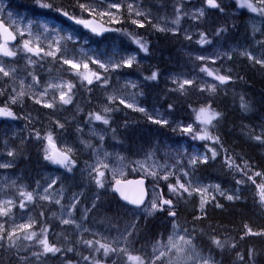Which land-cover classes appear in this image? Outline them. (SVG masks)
<instances>
[{"label": "trees", "instance_id": "16d2710c", "mask_svg": "<svg viewBox=\"0 0 264 264\" xmlns=\"http://www.w3.org/2000/svg\"><path fill=\"white\" fill-rule=\"evenodd\" d=\"M132 1L151 13L149 18L152 19L148 20L152 23L155 17L171 22L175 19V9L180 7L185 11L189 4L201 5L205 9V15L198 20L192 18L187 20L185 16L181 15L180 24L176 26L179 31L175 33L158 31L144 19L142 21L144 26L139 27L132 24L127 15H121L120 21L113 24L116 30H112L108 37H98L83 30L80 26L76 27L73 23L76 18L81 19L91 15L87 11H82L78 7V3L88 5L98 2V0H41L42 3H51L56 8H60L61 12L37 8L33 5L32 0H7V6L13 10L26 11L31 17H39L53 25L58 24L64 28H73L80 39L98 51H108L109 48L113 47L117 50L132 52L137 56L131 68L110 70L108 73H104V70L99 69V67L93 70L95 66L90 64V73L85 75L91 78V72H99L107 78V85L95 80L92 85H88L87 81L82 82L79 80L81 76L71 71L61 61L60 56L50 57L39 54L35 56L36 58L32 57L33 63L31 64H26L25 59L20 54L14 58V64L23 73L27 72L37 77L38 86L42 90L48 85L49 79L59 78L76 85L72 93L73 102L68 105L59 103L56 110H48L29 99L25 100L21 111L27 115L29 121H25V128L21 136L16 134L12 137L14 161L21 164L26 172L25 178H22V183H26L28 187L32 188L38 178H42L43 172L34 178L32 175L47 168L48 160L45 159V154L49 152L46 148V143H48L46 137L49 132L52 133V140L65 138L74 145V158L88 157L90 144L95 142L84 134L80 126L89 122L95 123L97 127L103 130L106 134L105 142L107 145H118L132 157L140 156L155 146L156 143L173 142L177 137L185 139L188 146H197L202 150L206 148L209 154L211 152L208 151V148H214L218 153L217 157L214 160L209 159L207 164L195 166L193 175L203 181L216 182L223 189H234L236 194L240 196L239 200L228 201L225 198H220L219 203L223 205L222 208H217L215 204L210 203L207 204L202 213L198 214L195 198H189L183 193V198L177 199L174 194L169 192V183L158 184L160 193L167 199L173 197L172 200L177 213L176 218L182 225L192 227L195 230L197 247L202 252L215 256L217 261L219 260V264H243L249 260V249L255 250L253 263L264 264V235H245L246 224L253 232L264 231V203L260 202L261 189L257 187V185L264 184V175L254 176L255 183H253L243 173L230 169L225 163V157L230 155L236 164L243 166L246 161L251 165L248 175H252L254 172L264 173V144L249 137L250 132L254 135L260 134L264 129V69H255L245 57L235 55L225 62V71L220 69L215 62H205L210 70H219L220 75L231 76V79L225 84L218 82L214 93L202 90L204 88H198L196 83L186 86L181 91L167 81L168 78L166 77L170 72L187 74L197 70L202 62H197L185 51L205 52L217 44L249 43L252 34L248 29L249 22L245 16L247 9L239 7L236 0H218L224 9L223 12L208 8L204 0ZM63 11H68L74 19L65 17L62 14ZM215 18L217 19L215 20ZM185 23L186 26H189L187 36H191L190 40L181 35V29ZM261 24L263 25V35L259 37L261 42L260 56L262 57L264 56V14H261ZM221 27H225L227 30L218 35L216 30ZM125 31L146 41L148 51H141L139 45L135 44L132 37L126 35ZM201 32L205 33L208 40V43L203 45L198 43L201 39ZM153 72L157 73V78L155 80L146 79ZM118 76L120 78L127 76L139 79L141 90L139 102L141 105L155 106L157 109H161L165 118L171 119L172 122L194 124V132L189 134L178 131L180 132L179 135L176 131L168 129L167 125L156 124L141 112L127 108L115 101L109 106L113 110L104 113L99 107L105 100L103 89L116 86ZM81 83L83 86H80ZM241 97L249 104L250 110L248 112L241 110ZM74 103L78 107L81 106L82 111L75 113L72 110ZM209 103L212 109L221 113V116L213 122L214 127L210 128L212 135L219 137V144H215L213 141L193 139V135L201 130L199 121L196 120V113L202 106ZM169 105H172L171 109H169ZM90 113L103 115L109 123L104 124L102 121L91 119ZM57 122L63 127H58ZM7 125L8 121L5 123L0 121V137L6 132ZM37 131L40 132L42 139H37L35 134ZM74 176L73 169L72 173H60V179L65 187L74 179ZM237 180H243L244 183L238 185ZM104 193L105 190H101L98 223L101 220L106 222L122 218L124 219L123 225L126 224L127 220L122 215L120 216L121 211L115 207L113 196ZM39 209L43 210V213H47L49 210L46 205L40 206ZM196 217H200V219H196ZM138 224L139 226L132 232L127 242V249L133 256L147 257V247L150 240L156 234L164 232L165 225H161L157 218L139 219ZM43 228L44 225L38 228L39 235H41ZM197 229L198 232H196ZM18 234L21 238L16 247L9 249L7 241L0 242L3 244L0 247V264H72L75 260L76 264H91V261H81L80 258L81 255H92V250L87 251L82 244L72 245L63 239L57 243H52L54 239L52 235L47 239L56 247L61 248L62 252L47 253L37 259L32 254L42 252L41 246H34L32 242L23 239V232ZM62 235L66 234L63 233ZM241 237L244 238L241 239ZM213 238L224 242L226 247L224 249L218 248L212 242ZM35 239L34 237L33 240ZM232 244H235L236 247H230ZM68 248H73L74 251H67ZM125 256L117 253L113 258V254L110 257H104L100 253H95V258H99L101 264H106L110 260H113L112 264H128L124 260ZM240 256H244L243 261L239 259ZM20 257L27 259L20 260Z\"/></svg>", "mask_w": 264, "mask_h": 264}, {"label": "rangeland", "instance_id": "374dc122", "mask_svg": "<svg viewBox=\"0 0 264 264\" xmlns=\"http://www.w3.org/2000/svg\"><path fill=\"white\" fill-rule=\"evenodd\" d=\"M251 2L253 4H257V6H260L258 5V0H251ZM112 3H120L121 8L119 10L110 8V5ZM129 3H134V2L130 0H117V1L98 0V2L88 4L90 11L87 12H89L92 16H95V18H97L102 22L103 28L106 31H103L101 35L108 37V34L112 31L111 29H113V24L119 20V17L122 13L121 11L123 10L124 13H128L127 4ZM200 8L202 7L199 5L189 4L188 8L185 11H183L184 13H188V15H182V16H185L186 19L189 20L190 18H192V14L195 13L196 10ZM91 9H94V11ZM137 10L142 11V9H140L138 6H137ZM248 12L249 14H252L251 17L253 19V22H255V25L254 24L251 25V29L255 31L258 28L257 24L260 22L261 14L259 12L253 13L249 9ZM129 18L132 20L135 19L136 17L134 15L132 16L129 15ZM0 19L5 21V23L10 27L12 31H13V24H15V27L19 28V30L23 32V38H21V36L18 33H15L17 38L19 39L17 43L14 42L8 45L12 50L22 49L24 40H29L30 46L32 48L42 49V51H40L38 54L19 51V54L23 55L26 64H31L28 62L29 57L32 59V57L38 56L39 54H41L40 56H50V55H46V53L55 52V56L59 55V53L61 54L60 57L62 62L65 59H68V60H72L74 63L80 66L79 69H72L70 65L65 64L70 68L71 71H73L76 74L80 73L82 75H85L90 73L89 71L90 67L88 69H84L83 67L84 63H89V58L99 59L102 62L106 63L110 57L113 59V62L120 60L121 57L127 58L129 55H134L136 57V55L132 52L117 50L116 48L113 47L109 48L108 51H98L94 47L89 46L86 41L80 39L73 28H62L59 25L50 24L49 22H46L40 18H32L25 11L11 9L10 7L7 6L5 0H0ZM148 19L151 20L152 18H148ZM29 21H32L33 23L29 24ZM165 21H166L165 19L160 17H155L153 19V23L158 22L161 27H164ZM167 22H168V26L172 27L171 23L169 21ZM26 28L31 29V35H29V32L25 30ZM45 28H47L48 30L45 31ZM188 32H189V26H186L185 23L183 25V28L181 29V35H187ZM3 43L4 41L0 42V45H2ZM242 52H249L253 54L257 59L259 58L257 55V50H252L251 48L246 46V44L217 45L214 46L209 51L199 52V53L185 51V53L187 55H190L194 60L202 63L199 65L197 70H193L192 72H189L187 74L182 72L168 73L166 76L168 78L167 81L171 82L174 85V87H176V89H179V84L174 83L173 81L178 80L182 82L185 79L193 80L197 84L198 88H206L207 85L216 86L219 81L215 80L213 76H208L206 72L201 71V68L206 66L204 62L215 61V63H217V66L223 71H225L224 69L225 62L228 59H230L234 53H236L237 56L239 57L244 56L241 55ZM197 56L210 57L211 59H208L206 61H200L196 59ZM15 57H4L0 55V62H3L6 68L17 69L15 78H0V89H3L5 91V94L2 95L3 98L2 96H0V98H2L3 105H5V103L9 101V96L14 94L12 92L13 87H15L17 91H20V84H19L20 80H24L25 85L32 83L31 74L23 73L14 64L13 60ZM249 62L252 61L249 60ZM93 66H95L93 67V70H95L98 67V65H94V64ZM123 68L124 67L118 69H123ZM80 74L78 75L81 76ZM218 74L220 73L218 72ZM0 76H2V74H0ZM64 82L66 81L59 78L48 80V84L49 83L62 84ZM116 83L117 85L114 87H108L103 89V93L105 95L106 100L100 106L102 110H104L105 107H109V105L114 101L119 103V99H125V104L133 103L131 97L135 95V107L130 109H135L136 107L144 108L147 111L148 115H145V113L143 112L141 113L147 118H149V115L152 116L151 119L152 121L160 118V116L164 117L163 112L157 109L155 106H142L140 104L139 98L141 97V90L139 88V84H140L139 79H136L135 77H127V76H123L122 78H120L118 76V81ZM133 85H135V87H133ZM24 90L27 92L26 96H30V98L34 102L35 100L33 99V97L34 96L39 97V93L43 91L42 89L39 88V86L33 87L32 89H28L27 87H25ZM64 91H67V89L65 88ZM53 95H55L56 100H59V95H60L59 91L54 92L53 90H49L47 97L43 98L42 102L38 103V105L43 106L44 103L52 102ZM109 96H112L114 99L112 101H109L108 99ZM17 104H21V103H17ZM157 113L159 115H157ZM8 120H11V118L1 117L0 119L2 123H5ZM188 125L189 123H185V122L169 121L168 129L170 130L176 129L175 130L176 133L180 135V132H178L177 130L181 131L182 127H187ZM191 125L193 126V128L195 127L194 124ZM7 127H9V125H7ZM13 129L17 130L16 127ZM82 130L84 133H86V135L96 136L98 140V145L94 147V149L92 150L91 160L88 161L86 164V169L84 171L86 177L94 178L95 173H92V168L97 167L98 165H99V170L105 172L108 178H110V180L122 179L128 176L129 173L127 171L128 167L135 169V171L141 177L148 178L150 180H153L154 182H166V181L163 179H157V177H154L151 173H157L159 177L164 176L166 173H173V175L169 176V179L167 181L173 180L174 184H176V179L177 177H179L181 183L187 184L188 181L190 180L193 181V187L196 188H204L206 186H212L209 187L208 192L204 194V198L211 200V197H215L216 198L215 203L216 202L219 203V199L224 198V196H221L219 192L214 190V186L219 185L218 183L206 182L196 179L192 175V168L188 167V162L192 155L206 153L209 156L212 155V153L209 154L206 150H200L196 146H188L186 140L178 139L175 142L173 141L174 143H163L158 147L149 149L139 157L132 159L126 154L122 153L120 149L106 145L104 133L102 131L99 132L97 126L94 123H88V126L83 127ZM6 135L7 133H4V136H2L0 140L1 145L4 143V137ZM101 136H103V140L100 139ZM55 146H57V148L63 152H66L67 149L71 148L65 140L57 141L55 143ZM5 153H6V147L3 145V147L0 148V164L6 163L5 157H3V154ZM103 165H107V168L103 167ZM184 171H188L190 175L185 177L183 175ZM10 177H11L10 172L6 167L0 168V201L12 200V198H10V192L7 191V189L8 186L10 188H14L16 185L14 184V182L9 183L10 181L7 179ZM53 180H54L53 177L48 174L46 178L40 183H38L36 188L32 191L26 190L25 187L23 186H19L18 196H20L19 195L20 190H24L27 192H33L34 195H38L39 197L43 195H48L49 199L44 201L55 202L56 200H59L60 204H58L59 208L58 211L56 212V217L59 219L60 222H61V218L64 219L71 218L74 221L73 224L69 225L71 227L70 233L72 236L78 239L83 235L85 231H88L91 234L95 235L98 240H103L105 242L104 238H107V242L118 241V243H114L113 246L125 247L126 241L122 237L125 234V230L130 232V229H124L116 233H106L103 232L102 230H98L95 228H88V226L85 224V219H84L87 208L85 206L81 207L80 211H82L83 214L80 215L78 210L75 207H72V205L76 203V198H73L71 200V203L69 205H66V203L63 200H61L62 199L61 190L59 188H56L55 184H52ZM49 184H52V187L48 190L47 193H45L44 189L48 188ZM150 187H151L150 197L147 203L138 211H132V213H136L137 216H143L144 218H149L153 216L155 213L154 212L151 216H148L144 211L145 206L147 207L151 206L152 198L154 195L156 197H159L158 193L156 192L152 184ZM220 189L229 195L237 193L234 189H223L221 187ZM185 194L188 195L187 193ZM191 196H194L196 198L197 212H201L200 203H201L202 194L193 192ZM207 204H205V206ZM69 208H71V217H69L68 215ZM28 221H29V217H24L22 221L21 220L10 221V219L8 218L10 229L13 226H19L20 224H25V222ZM174 223L176 225L175 227H174ZM77 225H79V227ZM132 226L133 225H131V227ZM185 229H187L188 233L190 234L193 233V228L182 225L176 220L172 221L170 223V228L167 230L165 234L156 236L154 239H152L149 242L147 247V258L152 259V253L155 250V256L160 257L161 264H202V262L199 259L201 255H203L204 257L211 256L213 258L211 264H219L217 259L211 254L207 252L202 253L201 250L194 243V241H193L194 246H190V245H186L180 239L181 236H184V239H188V237L185 236L184 234ZM170 237H171V242L169 239ZM173 244L176 245L175 248L172 246ZM100 253L103 255L102 252ZM161 253H164V255L161 256ZM141 258L143 259L145 257H141ZM124 260L127 261L128 264H136V262L128 261L127 256H125ZM250 261L245 264H252L250 263Z\"/></svg>", "mask_w": 264, "mask_h": 264}, {"label": "snow or ice", "instance_id": "6c2138e0", "mask_svg": "<svg viewBox=\"0 0 264 264\" xmlns=\"http://www.w3.org/2000/svg\"><path fill=\"white\" fill-rule=\"evenodd\" d=\"M236 2L239 5V7H241V8H248L253 13L259 12L260 14H264V0H258V5H260V6H257V4H253L251 2V0H236ZM32 3L35 7L40 8V9L55 10L57 12L62 11L60 8H56L51 3H42L41 0H32ZM204 3L206 4V6L208 8L218 9L221 12L224 11V9L221 7L220 3H218V0H204ZM78 7L82 11H90L89 5H86L83 3H78ZM110 8L119 10L121 8V4L120 3H112L110 5ZM91 10L94 11V9H91ZM127 10H128V13L130 16L134 15L136 17L135 19L131 20L132 24L138 25L139 27H143L144 24L141 22V19H140V18H143L148 23H151L152 27L155 28L156 30L162 31V32L163 31H172L173 33L179 31V28L176 26H178L180 24L181 15H188V13L183 12L182 8L177 7L175 9V19L170 22L172 27L168 26L167 21L164 22V27H161L158 22L152 23V21L148 20V16H150L151 13H145L143 11L137 10V6L134 3L127 4ZM62 14L65 17H67L68 19H74V17H72L68 11H63ZM204 15H205V9L202 7L200 9L196 10V12L192 14V19L198 20L201 17H203ZM10 16H11V14H10ZM32 23H33L32 21H29V24H32ZM76 23L82 24L86 28H91V31L97 35H99L102 31H106L105 29L98 30L96 27H92L91 23L87 20H84V19L76 20ZM4 24H5V21L0 20V29H2V35H3V39H4V43L2 45H0V55H2L4 57H15L19 54V51H24L27 53H36V54H38L40 51H42V49H40V48H36V49L32 48L30 46L29 40H24L22 49L12 50L8 45H9L10 41H13L16 39V34H14V33H18L21 36V38H23V32H21L19 30V28H16L15 24H13V31H10L8 27L4 26ZM25 30L29 32V35H31V29L30 28H26ZM47 30L48 29L45 28V31H47ZM111 30H116V29H111ZM226 30L227 29L225 27H221V28H218L216 31H217V34L219 35L220 33L224 32ZM125 34L132 37L133 42L135 44L139 45V48L141 51H144V52L148 51L147 43L142 38L133 36L132 33H129L126 31H125ZM200 37H201V39L198 41L199 44L203 45L205 43H208V40H207L205 33L201 32ZM186 38L190 40L191 36H186ZM46 55L55 56V52H48V53H46ZM241 55L246 56L250 61H252L255 64H259L261 66H264V56L257 59L253 54H251L249 52H242ZM196 59L200 60V61H206V60L211 59V58L210 57H204V56H197ZM135 61H136V57L134 55H129L127 58L121 57L120 60L115 61V62H113V59L110 57L106 63L102 62L99 59L89 58V63L94 64V65H98L99 69L104 70V73H108L110 70H115V69L122 68V67L131 68L134 65ZM28 62L33 63L32 59L30 57H29ZM214 62L215 61H213V63ZM63 63L70 65V67L72 69H79V67H80L78 64H76L72 60H68V59H65L63 61ZM89 63H84V65H83L84 69L89 68ZM201 71L206 72L208 76H213L215 80L220 82V84H225L227 81H229L231 79L230 75H220V74H218L219 70H209V68L207 66L202 67ZM16 72H17V69H15V68L8 69V68H6V66L3 62H0V74H2V76H0V78H15ZM77 74H80V73H77ZM80 75H81V81L82 82L87 81L88 85H92L94 80L96 82L102 83L103 85L108 84L107 78L102 76L99 72H91V78L89 76H86V75H82V74H80ZM156 78H157L156 72H153L150 77H146V79H150V80H155ZM173 82L179 84V89L181 91H183L186 86H191V85H194V83H195L193 80H187V79L183 80L182 82H180L178 80H174ZM19 84H20V91H17L16 88L13 87L12 92L14 94L9 96V101L7 103H5L4 106L0 107V117H11L14 119L17 118L15 116V113L11 110V105H14L17 103H22L24 97L27 95V92L24 90L25 87H27L28 89H32L33 87H36L39 85V80L37 79V77L35 75H32V83L31 84L25 85L24 80H20ZM80 86H83V83H81ZM75 87H76V85L71 83V82H64L62 84L49 83L44 88V90L39 93V97L34 96L33 99L35 100L36 103H41L42 99L47 97L49 90H53L54 92L59 91L60 95H59V101L58 102L55 98V95H53L52 102L44 103L43 106L51 109V108H55L57 103H60L62 105H68V104L73 102L72 93H73V89ZM133 87H135V85H133ZM65 88L67 89V91H64ZM202 90H206V91L214 93L216 91V86L215 85H207L206 88H204ZM4 94H5V91L3 89H0V96H2ZM108 99H109V101H112L114 98L112 96H109ZM131 99L133 100V103L125 104V99H119V103L122 105H125L128 108H134L135 107V95H133L131 97ZM171 108H172V105H169V109H171ZM112 110L113 109H111L109 107H105L103 111H104V113H108ZM135 110L143 112V113H145V115H148L147 111L144 108L136 107ZM241 110L244 112H248L250 110L249 104L244 100L243 97H241ZM157 115H159V114L157 113ZM89 116L91 119H94L96 121H102L104 124L109 123L108 119H106L103 115H101L99 113H90ZM220 116H221V113L212 109L210 103L208 105L202 106L196 113V120L199 121V124L201 126V130L199 133H196L195 135H193V139L213 141L215 144H219L220 143L219 137L213 136L211 131H210V128L214 127L213 122L215 120H217V118H219ZM149 119L151 120L152 116L149 115ZM153 122L156 124H160V125L169 124V121L167 119H165L163 116H160V118L153 120ZM57 126L61 127V128L63 127V125L59 124L58 122H57ZM175 130L176 129H173V131H175ZM181 131L184 133L192 134L194 132V129H193V126L191 124H189L187 127H182ZM35 134H36L37 139H42L39 131H37ZM249 137L251 139H254V140L264 144V130H262L260 134H255V135L250 132ZM46 139L48 140L49 144H51V142H52V133L51 132H49L47 134ZM100 139L103 140V136H101ZM206 147H207V145H206ZM208 151H210L212 153L211 157H209L206 153L205 154L192 155L189 159L188 167L194 169L195 166H197L199 164H207L209 159L214 160L217 157L218 153L214 148L209 147ZM225 151H227V150H225ZM72 152H73V150L71 148L67 149V151L64 153L58 154V156L49 155L46 152L45 159L52 161V163L59 164L62 167L71 171L72 166L75 163L74 160L72 159ZM8 155L14 156L15 153L12 151H9ZM225 163L230 169H235L236 171L243 173L245 176H247V179L251 180L253 183H255V180L253 179L254 176L258 177V176L264 175V173H260V172H254L252 175H248V171L251 169V165L248 164V162H246V161L243 163V166L236 164L233 157L230 155L225 157ZM10 166H11L10 163L0 164V168L10 167ZM103 167L107 168V165H103ZM174 167H175V165H174ZM92 173H95L94 178H95L96 184L99 187H104V183H103L102 178L104 177L105 174L103 171L99 170V165L97 167L92 168ZM151 174L154 177H157V179H163L165 181H167L169 179L170 175H173V173H166L164 176L159 177L157 173H151ZM183 175L185 177H187L190 175V173L188 171H184ZM90 176H91V173H90ZM55 183H57V181L53 180L52 184H55ZM236 183L239 185V184L244 183V181L243 180H237ZM52 184H49L48 188L44 189L45 193H47L48 190L52 187ZM209 187H212V186H206L204 188H196V187H193V181L190 180L187 182V184L181 183L179 177H177V179H176V184H171V183L168 184L169 192L174 194L177 199L183 198V193H187L189 196H191L193 194V192L201 193L202 194L201 203H200L201 212L204 211L205 204H207L209 202H215L216 201L215 197H211V200L204 198V194H206L208 192ZM257 187L259 189H261L260 194H259L260 195V202L264 203V184L257 185ZM214 190L219 192L220 195L224 196V198L228 201H234V200L240 199V196L237 194H231V195L226 194L224 191H222L220 189L219 185H215ZM117 191H119V189H117ZM19 195L22 197V199L19 201V207L21 209L26 207L25 202L31 203L35 198L33 192H27L24 190H20ZM121 195L123 196V193H121ZM123 198L125 200L128 199L126 196ZM39 199L48 200L49 196L43 195V196L39 197ZM55 203L60 204V201L56 200ZM130 203L135 204L137 206H141L142 204H145L144 197L142 196L140 199L132 200V201H130ZM13 204H14L13 200L0 201V217L10 216L11 212H12ZM215 206L217 208L223 207V205L218 203V202H216ZM72 207H75V204H73ZM157 210L168 211V215L170 217H172L174 220H175V217L177 216V213L175 211V206L173 204V200L172 199H164L162 195L159 197H156L154 195L152 198L151 206L150 207H147V206L144 207V211L146 212V214L148 216H151ZM40 215L43 216L44 213L41 212ZM68 215H69V217H71V208L68 209ZM196 219H200V217H196ZM29 221L30 222L26 223V224H20L19 226H13L11 229H9L7 227L6 223H0V242L7 241L9 249L12 247H16L18 242L20 241V238H21L18 233H21L23 230L32 229L33 225L37 224V222H38L37 219H35L33 217H29ZM61 223L65 224V225H70V224H73L74 221L71 218H69V219L61 218ZM77 226L79 227V225H77ZM175 226L176 225L174 223V227ZM245 228L247 229V231L245 232V235H264V231L253 232V230L250 227H248L247 224L245 225ZM134 231H135V227H133V232ZM194 231L195 230H193V233L190 234V233H188L187 229H185L184 234H185V236L188 237V239H184V236H181L180 239L186 245L194 246L193 245V241L195 239ZM45 232H47V228L41 229V234H43ZM131 235H132L131 232H128L127 230H125V234L123 235L122 238L125 241H128L130 239ZM34 237L36 238L35 243L40 245L42 248V252L32 254L37 259H39L42 255L47 254V253L56 254V253L62 252V249L59 247H56L55 244L50 243L46 236H44V238L38 237L37 232L34 230L29 231V232H27V234L23 235V239L28 240V241H33ZM243 238L244 237H241V239H243ZM104 239H105V242H101V240H84V241H81L88 248L94 249V252L92 255L83 256L82 259L84 261H91V264H101L100 259L95 258V253L102 252L104 257H110L111 254L119 253L121 255H126L128 261L136 262V264H161L160 257L155 256V250L152 253V259H148L147 257L142 259L140 256L131 255L128 252V249L126 247H115V246H113L114 243H118V241L107 242V238H104ZM169 239L171 242V237ZM212 242L220 249H224L226 247V244L219 239L213 238ZM2 246H3V244L0 243V247H2ZM172 246L174 248L176 247L175 244H173ZM230 247L235 248L236 245L232 244ZM67 251H74V249L68 248ZM163 255H164V253H161V256H163ZM254 257H255V250L249 249V259L254 260ZM26 259H27L26 257H20V260H26ZM199 259L202 262V264H211V261L213 260V258L211 256L204 257L203 255H201L199 257ZM239 259L241 261H243L242 256H240Z\"/></svg>", "mask_w": 264, "mask_h": 264}, {"label": "flooded vegetation", "instance_id": "af4514ba", "mask_svg": "<svg viewBox=\"0 0 264 264\" xmlns=\"http://www.w3.org/2000/svg\"><path fill=\"white\" fill-rule=\"evenodd\" d=\"M59 100H57V102H58ZM23 102H24V100H23ZM59 103H57V105H58ZM57 105H56V107L55 108H46L45 107V109H48V110H56V108H57ZM75 162V161H74ZM9 163H10V167H7V169H8V171L10 172V175H11V177L10 178H25V170L24 169H18V168H14V166H13V164H12V159H10V161H9ZM83 165L82 164H77L76 162L74 163V165L72 166V169H74V168H81ZM127 171L128 172H131V173H133V175L135 176V174H134V172L133 171H131L130 169H127ZM53 172H54V178H58V176H59V173H61V172H68V173H72V170L71 171H69L68 169H66V168H64V167H62V166H56L54 169H53ZM77 172H79V170H77ZM127 177H130V173H128V176ZM90 179V178H89ZM91 181H92V179H90ZM55 185H57V183L55 184ZM91 185H93V183H91ZM65 194L68 196V197H72L69 193H67V192H65ZM79 197V202H81V201H83V203L81 204V207H83V206H85L87 209H86V214H85V217H84V219H85V223L86 224H89V223H91L92 221H94V220H96L97 219V211H98V207H99V203H100V198L98 197V198H95L96 200H95V202L93 203H91V204H89V203H87V202H84V196L83 195H81V196H74V198H78ZM81 207H79L77 210H78V212L80 213V215H82L83 214V212L82 211H80V209H81ZM16 208L17 209H20V207H19V203H17V205H16ZM23 209H25V211L27 212V215L29 216V217H33V218H35V219H37V221H38V219H39V217H38V215L35 213V211L32 209V210H30L27 206L25 207V208H23ZM39 222V221H38ZM37 222V223H38ZM48 223H49V229H50V231L51 232H53V231H55V227H54V225H53V223H52V221L51 220H48ZM117 226V224L116 225H114V227H113V229H115V227Z\"/></svg>", "mask_w": 264, "mask_h": 264}, {"label": "water", "instance_id": "95a60500", "mask_svg": "<svg viewBox=\"0 0 264 264\" xmlns=\"http://www.w3.org/2000/svg\"><path fill=\"white\" fill-rule=\"evenodd\" d=\"M88 21L91 23L92 27H96L98 30L102 29V26L98 21L96 20H88ZM4 26L7 27L5 24ZM88 29L91 30V28H88ZM0 35L3 37L2 29H0ZM13 41H10L9 43ZM145 182L146 180L142 177L135 178V179H127L123 181L118 180L113 183L112 190L113 192L117 194L118 198L122 202L127 203L131 206H137L135 204L130 203V201L140 199L142 196L144 197V200H145L146 198V190L144 187ZM117 189H119V191H117ZM121 193H123V196L121 195ZM125 196L128 198L127 200L123 198Z\"/></svg>", "mask_w": 264, "mask_h": 264}, {"label": "bare ground", "instance_id": "6f19581e", "mask_svg": "<svg viewBox=\"0 0 264 264\" xmlns=\"http://www.w3.org/2000/svg\"><path fill=\"white\" fill-rule=\"evenodd\" d=\"M217 18H215V20H216ZM223 19V18H222ZM220 20H221V18H220ZM224 20V19H223ZM222 20V21H223ZM210 21V20H209ZM208 21V22H209ZM218 22V21H217ZM221 22V21H220ZM219 23V22H218ZM223 23V22H222ZM229 24V23H228ZM230 26V25H229ZM231 32H233L234 33V31H231ZM165 36V35H164ZM170 37V36H169ZM172 38V37H171ZM175 40V39H174ZM174 42V41H173ZM164 43V42H163ZM175 43H177V42H175ZM175 45V44H174ZM244 63V62H243ZM211 64V63H210ZM212 65V64H211ZM160 92V91H159ZM152 93V92H151ZM194 93V92H193ZM147 130V129H146ZM264 130V129H263ZM86 134V133H85ZM264 152V151H263ZM130 177H132V176H130ZM217 177V176H216ZM145 178V177H144ZM170 195V194H169ZM168 195V196H169ZM167 196V195H166ZM170 198V197H169ZM172 199H173V197H172ZM103 201V200H102ZM113 207V206H112ZM109 208V207H108ZM109 211V210H108ZM110 212V211H109ZM114 212V211H113ZM119 213V212H118ZM116 216V215H115ZM120 216H121V214H120ZM112 218V217H111ZM113 218H114V215H113ZM121 218V217H120ZM122 219V218H121ZM194 220V219H193ZM195 221V220H194ZM196 222H197V220H196ZM199 222V221H198ZM161 225H162V223H160ZM162 227V226H161ZM162 230V229H161ZM139 232V231H138ZM163 232V231H162ZM196 232H198V229H197V231ZM163 235V234H162ZM197 235V234H196ZM148 240V239H147ZM142 241V240H141ZM199 244V243H198ZM202 244V243H201ZM251 246V245H250ZM203 247V246H202ZM247 247H248V245H247ZM252 247V246H251ZM210 248V247H209ZM242 248V247H241ZM203 249V248H202ZM240 249V248H239ZM241 250V249H240ZM239 250V251H240ZM210 251V250H209ZM249 251V250H248ZM247 251V252H248ZM202 252V251H201ZM213 252V251H212ZM220 252V251H219ZM240 252H242V251H240ZM203 253V252H202ZM221 253V252H220ZM218 254V253H217ZM217 254H216V256H217ZM246 254V253H245ZM249 254V253H248ZM215 255V254H214ZM220 255V254H219ZM215 257V256H214ZM244 257V256H243ZM247 257V256H246ZM221 258H222V255H221ZM149 259V258H148ZM244 259H246V258H244ZM249 259V258H248ZM221 260V259H220ZM219 261V260H218ZM222 263V262H221ZM226 264V263H225Z\"/></svg>", "mask_w": 264, "mask_h": 264}]
</instances>
